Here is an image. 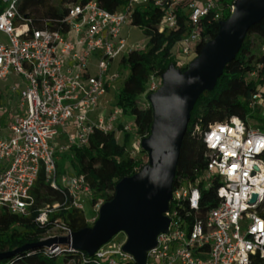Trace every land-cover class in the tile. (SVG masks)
I'll return each mask as SVG.
<instances>
[{
	"label": "built area",
	"instance_id": "built-area-1",
	"mask_svg": "<svg viewBox=\"0 0 264 264\" xmlns=\"http://www.w3.org/2000/svg\"><path fill=\"white\" fill-rule=\"evenodd\" d=\"M1 1L0 38L4 35L5 39H0V82L15 78L12 90L18 93L19 103L8 106L5 124L0 114V209L27 213L42 169L46 182L55 188L68 187L73 204L84 209L79 193L90 190L86 176H58V153L88 145L96 130L116 132L118 138L119 132L132 133L140 139V146L143 139L136 132V122L125 120L122 110L108 99L120 78L113 69L114 59L136 50L129 49L122 34L136 7L163 8L162 32L178 27L177 11L184 4L188 31L178 41L176 59V67L182 69L197 55L202 20L217 8L216 0H128L125 8L116 11L90 0L71 3L66 17L56 20L23 14L20 0ZM250 77H258V71H252ZM160 86L159 79L152 76L149 91ZM260 105H264V83L257 85L250 100L251 108ZM259 116L249 122L232 117L205 130L207 164L194 179L180 178L173 187L165 213L169 227L147 251L146 264H254L257 256L264 258V217L260 213L264 203V112ZM207 188L215 190L216 204L204 209L202 193ZM58 206H46L38 220L46 222ZM56 229L64 235L73 232L66 225ZM126 239H112L94 255L67 246L75 256L66 264H138L123 249ZM61 246L47 248L60 254Z\"/></svg>",
	"mask_w": 264,
	"mask_h": 264
},
{
	"label": "trees",
	"instance_id": "trees-1",
	"mask_svg": "<svg viewBox=\"0 0 264 264\" xmlns=\"http://www.w3.org/2000/svg\"><path fill=\"white\" fill-rule=\"evenodd\" d=\"M90 0H20L19 9L23 14L38 19H63L68 14L71 3H86ZM100 4L116 11L126 7L128 0H98ZM236 0H216L217 8L202 20V40L197 47V54L202 47L219 32V22L227 19ZM178 8L179 25L174 30L160 31L163 8L152 5H138L133 13L131 23L144 29L149 42L146 49H136L123 57L129 65L130 74L123 86L116 92L114 106L120 108L124 118L132 116L137 124V134L144 138L151 133L153 112L148 101L151 77L156 76L162 84V74L171 63L176 64L173 48L188 31V12ZM4 4L0 0V12ZM264 18L250 27L237 56L227 64L212 91H205L197 100L192 110L191 120L183 139L180 158L177 164L174 186L180 178L194 179L204 169L208 158L205 155L203 134L211 124L222 123L232 117H239L247 122L259 118L258 112L250 107V100L256 87L264 83ZM187 68V66L182 69ZM258 71V77L251 78L250 73ZM141 102L146 103L142 106ZM3 103L0 95V106ZM123 120L119 129H123ZM199 129L196 130L195 127ZM132 133L124 132L120 142L116 132L105 133L96 130L90 142L83 148L70 147L59 152L57 161L58 176L64 173V167L70 162L76 176L85 175L87 182L95 193L93 202L111 200L115 195L116 184L125 176L136 173L146 164L142 158L127 155V147L133 138ZM146 153L145 150L141 149ZM62 153V154H61ZM113 162L114 180H106L94 171L98 164ZM31 195L32 203L27 213H13L6 207L0 209V253L15 250L28 244H36L51 235L58 225H66L73 232L92 226L84 209L73 204L74 197L66 186L53 187L46 182L44 169L40 171ZM59 204L48 214L46 222L38 220L41 211L48 205ZM216 204L215 190L204 189L202 206L204 209ZM264 217V203L260 207ZM98 218V217H97ZM60 254H52L47 247H32L20 253L0 258V264H57L59 256L67 262L75 256L61 246ZM254 264H264V258L257 256Z\"/></svg>",
	"mask_w": 264,
	"mask_h": 264
},
{
	"label": "water",
	"instance_id": "water-1",
	"mask_svg": "<svg viewBox=\"0 0 264 264\" xmlns=\"http://www.w3.org/2000/svg\"><path fill=\"white\" fill-rule=\"evenodd\" d=\"M263 18L264 0H236L230 16L219 22L217 36L202 47L187 68H178L174 63L168 66L161 86L147 96L153 123L141 147L148 153V162L116 184L114 197L100 206L92 226L0 253V258L32 247L58 245L94 255L124 232L127 239L123 249L138 264H146L147 251L157 245L158 235L169 227L170 219L165 213L173 198L177 164L192 110L202 93L215 88L227 64L240 51L250 27ZM256 198L257 194L253 200Z\"/></svg>",
	"mask_w": 264,
	"mask_h": 264
},
{
	"label": "rangeland",
	"instance_id": "rangeland-1",
	"mask_svg": "<svg viewBox=\"0 0 264 264\" xmlns=\"http://www.w3.org/2000/svg\"><path fill=\"white\" fill-rule=\"evenodd\" d=\"M122 34L128 43L129 49L130 48H134V49H146L147 48L149 39L142 27L133 25L132 23L129 22L124 26ZM0 39L4 40L5 36L1 35ZM180 46H181L180 43H177L175 47L173 48V55L176 59L178 56V49ZM124 55H120L116 59H114L113 69L120 73V78L117 81V88L113 89L110 95L108 96V99H110L112 103L115 101L116 92L123 86L124 81L130 74L129 65L122 62ZM196 56H197L196 53H194L193 57H191L190 60L194 59ZM14 80L15 78L13 76H9L7 80L0 82V95L3 101L2 106H4L1 108L2 111H4L6 107L8 108V106H11V105L17 106V104L19 103L18 93L12 90V81ZM141 105L146 106V103L141 102ZM254 110L256 111V113L258 112L259 115H262L264 112V105H260ZM125 120H134V118L130 116V117L125 118ZM118 136H119L118 139L120 140V142H122L124 140V133L119 132ZM139 140L140 139L138 138V136L133 135V138L129 142L128 147H127V155L133 156L136 158H142L145 162H148V153L147 152L144 153L141 151L142 147L140 146ZM59 141L62 143L65 140L60 138ZM113 162L114 161H110L105 164H98L94 168L95 173L99 175L101 178H104L106 180H114V175H113V170H112ZM62 175L66 176L68 179H70L73 176H76V171L74 170L70 162L66 163L64 167V173ZM94 197H95V193L91 189V187H90V190L88 191L81 190L79 193V200L84 205V212L88 219L98 216L100 206L102 205L103 200L100 199L94 203L92 200ZM90 223H92V221H90ZM55 235H64V232L63 230L55 229L54 231L51 232L50 236H55ZM125 238H126V234L124 232H120L116 236L113 237V240L121 241ZM57 264H66V262L64 261L63 255L59 256V260Z\"/></svg>",
	"mask_w": 264,
	"mask_h": 264
},
{
	"label": "crops",
	"instance_id": "crops-1",
	"mask_svg": "<svg viewBox=\"0 0 264 264\" xmlns=\"http://www.w3.org/2000/svg\"><path fill=\"white\" fill-rule=\"evenodd\" d=\"M14 81H12V83H13ZM16 106V105H15ZM2 107H4V106H1V108ZM0 108V114H1V117H2V121H3V123L5 124V122H6V120H7V117H8V108L6 107L5 109H4V111H2V109ZM6 110V111H5ZM4 112H6V113H4ZM62 139H64V136L62 137Z\"/></svg>",
	"mask_w": 264,
	"mask_h": 264
}]
</instances>
